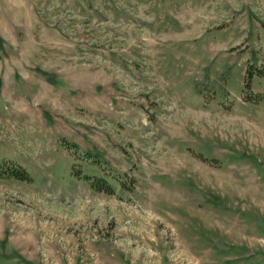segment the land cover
Instances as JSON below:
<instances>
[{"label":"rangeland","instance_id":"374dc122","mask_svg":"<svg viewBox=\"0 0 264 264\" xmlns=\"http://www.w3.org/2000/svg\"><path fill=\"white\" fill-rule=\"evenodd\" d=\"M0 264H264V0H0Z\"/></svg>","mask_w":264,"mask_h":264},{"label":"trees","instance_id":"16d2710c","mask_svg":"<svg viewBox=\"0 0 264 264\" xmlns=\"http://www.w3.org/2000/svg\"><path fill=\"white\" fill-rule=\"evenodd\" d=\"M95 187V186H94ZM98 189V187H96Z\"/></svg>","mask_w":264,"mask_h":264}]
</instances>
